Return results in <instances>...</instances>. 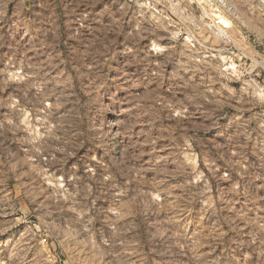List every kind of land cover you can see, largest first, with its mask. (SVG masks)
Instances as JSON below:
<instances>
[{"label":"rangeland","instance_id":"obj_1","mask_svg":"<svg viewBox=\"0 0 264 264\" xmlns=\"http://www.w3.org/2000/svg\"><path fill=\"white\" fill-rule=\"evenodd\" d=\"M0 264H264V0H0Z\"/></svg>","mask_w":264,"mask_h":264}]
</instances>
